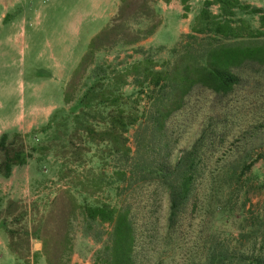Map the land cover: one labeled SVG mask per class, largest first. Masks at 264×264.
I'll return each mask as SVG.
<instances>
[{"label":"rangeland","instance_id":"rangeland-1","mask_svg":"<svg viewBox=\"0 0 264 264\" xmlns=\"http://www.w3.org/2000/svg\"><path fill=\"white\" fill-rule=\"evenodd\" d=\"M149 1L154 9L157 1ZM179 1L180 5L181 1H186L187 13L192 12L191 15L183 14V17L177 19L181 25L180 28L186 26L190 19L193 25L194 17H199L206 0ZM238 1L255 7L264 5L263 0ZM11 2L13 5H9L10 17L13 20L26 19V40L30 46V50L26 51L28 62L29 57L32 55L35 57L39 51L42 40L50 38L53 32H59L70 24L65 21L66 17H61L66 15L67 11L70 16L75 17L74 19L81 18L78 22L81 26H79L80 40L76 48L77 53L81 50H84V53L87 51L89 41L86 43V36L102 30L107 24L104 17L97 20L99 14L87 0ZM174 9L171 7L168 11H174ZM154 11L159 21V26L154 32L133 46L116 45L95 53L91 64L78 79L70 101L66 103L65 90L84 53L81 55L75 69L62 87L59 108L54 110L45 124L30 131L12 127L0 133L1 135L6 132L9 134L18 132L26 135V143L35 149L31 152L32 156L26 165L14 168L9 178L0 177V215L2 216V211L10 200L25 204L28 210L39 217L46 212L49 203L57 194L68 191L77 203H83L86 200L90 203L97 201L114 207L122 205L129 207L137 229L136 250L139 264H205V250L211 243H215L219 249L227 248L230 251L234 246V239L244 227L238 219L243 208L240 190L225 188L229 192L222 193L220 190H223V187L219 184L217 171H210L206 179L208 183H211L213 179L212 187L207 186L205 181L198 186L196 209L194 211L186 209L169 236L165 229L168 197L164 190L153 184L142 182L138 175H132L127 182L118 181L116 172L122 169L121 164L118 157H109L103 152L104 145H90L89 152L83 154L80 163L69 160L71 159L69 154L65 156L61 154L67 149L66 142L74 127V116L79 114L76 103L93 84L100 82L104 86H113V77L116 72H124L132 63L145 59L156 62L159 66L157 69H161L163 64H171L176 58V54H173L174 49L181 52L190 44L196 52L203 50L208 37L195 35L198 40L196 44L191 38L184 37L192 33L191 24L189 31L181 34L175 44L170 45L174 41V23L170 21L166 27H162L164 18L159 16L155 9ZM209 12L212 15L220 14L217 5L209 7ZM235 15L230 18L225 16L224 19H231L234 22L244 21V26L253 31L258 28L257 16L238 11ZM155 21L137 16L130 18L127 25L132 31H145ZM8 24L19 28L16 27L18 23L8 21ZM159 29L158 37L165 45L170 46L162 47L157 44L155 34ZM28 62L24 64L22 70L25 73V79L28 80L34 76L38 78L42 72L30 68ZM11 65L12 63L7 67ZM8 70L0 61V77ZM236 73L240 77V84L230 94L219 96L207 89L196 87L185 99L184 106L167 120L165 128L170 145L169 161L173 164L183 150L189 149L201 133L206 132L211 144L207 154L203 156L204 164L219 167L226 161H235L234 157L227 158L226 155H231L233 152H236V155L247 154V161L254 163L249 174L251 183L262 185L264 184V157L263 159L259 157H262L264 153V66L249 62ZM10 80H13L14 87H18L19 83L14 81L15 77ZM2 88L0 87V90ZM120 91L129 99L128 106L132 105L135 99L142 97L132 86L131 77L127 79L126 85L120 87ZM54 97H56V88L52 93V98ZM15 101H17L15 96L5 99L0 94V116L5 113L1 107L11 108L15 105ZM140 105L142 106L143 103H137V107ZM90 113L87 119L96 124L94 120L98 118V114ZM9 120L12 122L15 119L11 117ZM101 127L99 125L97 129ZM136 129L137 126L131 127L126 134L131 157H134L137 150L138 131ZM45 146L47 150H42ZM128 169L130 166L126 171ZM209 196H211L210 199ZM251 200L254 207L246 202L244 206L246 216L257 208L261 209V212L264 211V189L262 195L252 197ZM108 231V225L93 223L88 227L82 217L77 215L71 225L72 246L68 264H99L98 253L106 243ZM29 245L30 264H46L44 257L40 254L41 242L31 239ZM0 264H19L10 253L8 237L1 228Z\"/></svg>","mask_w":264,"mask_h":264},{"label":"trees","instance_id":"trees-1","mask_svg":"<svg viewBox=\"0 0 264 264\" xmlns=\"http://www.w3.org/2000/svg\"><path fill=\"white\" fill-rule=\"evenodd\" d=\"M185 4L186 1H181L183 10L187 12ZM214 5L218 6L219 15L209 12V7ZM236 11L257 16L258 28L253 31L244 26V21L224 19L225 16H236ZM137 16L156 21L145 31H132L127 21ZM192 23V33L184 37L191 38L194 44L198 41L195 35L208 37L201 52L194 51L191 44L181 52L174 49L176 58L171 64H163L161 69H157L156 62L145 59L132 63L124 72H116L113 86L97 82L88 88L76 103L79 114L74 116L67 149L61 154H69V160L80 163L83 154L89 152L90 145H104L103 152L109 157H118L121 164L122 169L116 172L118 181L127 182L132 175H138L142 182L164 190L168 197L167 235L176 228L186 209H196L198 186L205 181L212 187L213 179L211 183L206 179L210 171H217L222 193L240 190L243 208L238 219L244 227L234 239L230 251L211 243L205 250V264H264V211L257 208L246 216L244 208L246 202L252 207V197L262 195L264 189V184L251 183L249 174L253 161H247V154L236 155L233 152L226 156L234 157L235 161H226L219 167L204 164L203 156L211 143L203 132L171 164L165 128L167 120L184 106L185 99L196 87L227 96L240 84L237 70L249 62L264 66V9L238 0H206L199 17H194ZM157 26V14L149 0H121L116 15L89 42L67 84L65 102L70 101L78 79L91 64L95 53L116 45L133 46L150 36ZM129 77L136 92L142 95L130 106L129 99L120 91ZM140 102L143 105L137 107ZM90 112L98 114L94 120L96 124L87 119ZM99 125L101 129H97ZM134 126L138 131L137 150L131 157L126 134ZM34 150L26 143V135L2 133L0 177L9 178L14 168L26 165ZM42 150H47V146ZM263 157L264 153L259 158ZM77 215L88 227L93 223L109 226L106 243L98 253L99 264H139L137 229L128 206L114 207L86 200L77 203L71 193L61 191L39 217L25 204L9 200L0 215V228L5 231L8 249L19 264H30L31 239L41 242L40 254L46 264H68L72 246L71 225Z\"/></svg>","mask_w":264,"mask_h":264},{"label":"crops","instance_id":"crops-1","mask_svg":"<svg viewBox=\"0 0 264 264\" xmlns=\"http://www.w3.org/2000/svg\"><path fill=\"white\" fill-rule=\"evenodd\" d=\"M11 1L19 0H0V61L5 64V69H9L0 77V87H3L0 90V94L5 99L10 96H15L17 101H15V105H12L11 108L6 107L4 109L3 106L1 107L5 113L0 116V133L12 127L13 129L22 128L24 131H30L45 124L54 110L59 108L63 93L62 87L67 82L71 72L75 69L76 63H78L81 55L84 53V50L77 53L76 49L80 40L79 26L81 25L78 22L81 21V18L77 17L79 19H74L75 17L70 16L67 11V14L61 17H66L67 20L65 21L70 24H67L59 32H53L50 36L51 39L47 37L42 40V45L39 46V51L35 57L33 55L29 57L30 64L26 57V51L30 50V46L26 40V19L13 20L10 17L9 5H13ZM87 1H90V6L98 12L99 16H97V20L104 17L108 23L116 14L121 0ZM155 1L157 3L154 9L159 16L164 18L162 27H166L170 21L174 23V41L170 44L173 45L181 34L189 31L191 19L186 26L180 28L181 25L177 19L188 14L183 11L180 1ZM171 7L175 8L174 11H168L171 10ZM260 8L264 9V5L260 6ZM190 13L188 15H191ZM8 21L11 23L14 22V24L18 23L16 27L18 26L19 28H15L13 24H8ZM1 23L6 24L2 25ZM160 29L155 34L157 44L162 47L170 46L165 45L158 37ZM99 31L86 36V43L88 41L90 42ZM26 62H28L30 68H35L37 72H42L38 78L34 76L28 80L25 79V73L22 70ZM10 63L12 65L7 67ZM13 77H15L14 81L20 84H18V87L13 86L14 82L10 80ZM54 88H56V97L52 98ZM11 117L15 119L12 122L9 120Z\"/></svg>","mask_w":264,"mask_h":264}]
</instances>
